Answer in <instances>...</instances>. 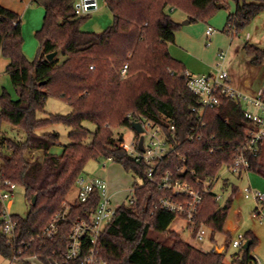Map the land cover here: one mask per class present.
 Masks as SVG:
<instances>
[{
	"label": "trees",
	"instance_id": "trees-1",
	"mask_svg": "<svg viewBox=\"0 0 264 264\" xmlns=\"http://www.w3.org/2000/svg\"><path fill=\"white\" fill-rule=\"evenodd\" d=\"M37 1L44 7L45 17L36 33L40 51L33 61L23 53L20 17L0 5V56L10 60L6 72L18 95L15 100L6 91L0 95L1 125L9 123L26 133L23 142H15L0 130V147L10 152L8 157L0 155V173L3 179L24 188L30 203L26 219L13 217L15 241L9 243L6 235H0V255L10 260L15 255L16 263L36 256L44 264H66L64 255L73 224L90 219L99 196L94 194L87 202L70 204L67 221L53 240L42 238L41 233L68 204V196L87 163L106 158L122 165L141 183L134 182L132 187L136 202L122 204L101 233V259L108 264H226L224 252H205L170 231L180 216L161 208L160 200L166 193L157 183L167 172L194 187H200L198 179L217 178L224 167L234 164L252 124L241 104L225 98L200 117L193 111L198 100L187 88L186 67L169 52L181 29L170 8L186 14L191 24L207 23L220 11L229 10L234 2L236 11L229 15L223 32L234 25L238 36L264 12V0H104L113 23L101 33L81 29L89 15H76L75 0ZM245 52L255 65L264 61V49L260 47L247 44ZM52 53L57 57L50 61L47 56ZM125 64L127 76L122 77ZM50 97L64 101L71 113L39 118ZM165 116L177 127L176 144L158 164L150 181L144 164L137 163L118 145L111 128L131 127V122L141 117L167 129L162 122ZM85 122L96 126L94 132L84 126ZM58 124L70 130V144L64 147L62 156L51 153L61 146L59 134L39 133ZM191 133L202 135V139L187 140ZM90 135L92 141L87 143ZM34 151L43 153L41 160L27 157ZM245 156L251 163L250 172L255 171L259 160L247 153ZM204 198L196 224L209 227L212 236L225 234L227 249L232 237L224 228L232 198L221 203L214 192ZM188 228L192 230L191 225ZM153 233L169 234L174 242L168 244L153 237ZM243 238L250 248L238 250L231 264L256 263V236L249 231ZM85 255L69 264H82Z\"/></svg>",
	"mask_w": 264,
	"mask_h": 264
},
{
	"label": "built area",
	"instance_id": "built-area-1",
	"mask_svg": "<svg viewBox=\"0 0 264 264\" xmlns=\"http://www.w3.org/2000/svg\"><path fill=\"white\" fill-rule=\"evenodd\" d=\"M75 1V13L78 17L87 16L98 10V0ZM216 32L217 30L213 27H207L205 32L207 41H210ZM224 33L232 39V37L238 34V31L234 25H229ZM217 57L219 64L215 72L204 75L186 73L187 88L198 100V107L193 108V111L198 112L200 117L206 109L218 107L223 98L241 104L245 117L252 124V128L247 133L245 144L239 150L234 164L224 167L217 178L198 179L197 185L200 187H194L187 181L178 179L172 172H167L157 183L158 188L166 193L160 200L161 208L164 211L180 216L188 225H191L197 242H202L211 233V229L206 225L201 224L198 226L196 224V218L203 207L205 195L214 192L216 180L225 172L236 175L249 173L251 163L245 154H250L253 158L259 160L264 139V85L256 96H248L235 89L231 84L228 71L224 68L227 50H220ZM127 71L128 65H125L121 70V75L126 77ZM128 117H131V115L129 114ZM133 122L140 123L143 132L138 134L134 131L136 136L131 144H127L124 139L120 141V139L114 138V140L137 163L144 164L147 178L153 181L158 164L168 156L176 144L177 127L172 119L166 116L162 118V122L166 124L167 129L160 123L147 120L146 118L139 117L131 123ZM140 137H143V150L139 148ZM201 139L202 135H197L196 133H191L187 136V140L191 142ZM4 151H7L6 147H0V155H4ZM1 166L2 160L0 158V170ZM16 186L11 181L3 179L0 173V206L2 208L0 227L2 228V233L7 236L9 243H13L16 237V222H14V215L10 213ZM211 186L212 189L210 188ZM76 187L78 188L79 203L87 202L94 194L99 196V202L88 221L78 220L73 224L64 261L66 264H69L86 252L85 257L82 259V264H108V262L101 259L98 255L99 238L101 233L114 219L121 205L114 206L109 194L108 184L102 178H89L81 175L76 181ZM245 198L251 199L257 204L254 217L260 216L262 205H264V193L247 190ZM217 200H220V196L218 195ZM135 202L133 191V195L127 204L133 205ZM70 210L71 205L64 204L63 210L59 211L43 229L41 237L53 240L58 234L62 223L67 221ZM32 241H34V238ZM244 246L243 235L240 234L236 239H232L231 247L237 249V251ZM34 257L37 258L36 256ZM14 259H16L15 255ZM255 264H262V262L256 258Z\"/></svg>",
	"mask_w": 264,
	"mask_h": 264
},
{
	"label": "rangeland",
	"instance_id": "rangeland-1",
	"mask_svg": "<svg viewBox=\"0 0 264 264\" xmlns=\"http://www.w3.org/2000/svg\"><path fill=\"white\" fill-rule=\"evenodd\" d=\"M36 2L37 3H35L33 6V10L36 11L39 8L43 9V15L40 19L41 23L39 29L37 30L39 31L43 26L45 9L41 7L38 1ZM98 3L100 6V11L99 12L95 11L96 13L93 14L91 13L87 17V20L84 21L83 24L81 25V29L83 31L101 33L112 25L113 15L109 11V9L106 6H104L105 3L104 0H99ZM171 9H173V7L170 8V13H171ZM174 10L176 12L174 11L171 13L172 18L176 19L179 16H181L183 13L178 9H174ZM35 17L37 18V15H35ZM199 23H193V25ZM182 28L183 26H181V29ZM213 28L218 30L215 33V35L217 34L220 35V37H224V38L228 37L223 32L224 28L223 29H218L215 27ZM37 31L32 34H29V32L27 31H25V33L24 32L22 33L24 39L23 53L30 61L35 60V58L37 57L40 51V41L36 36ZM179 31H177V33ZM247 32L251 33V38H252L251 40L253 41L252 44L256 46L259 45L258 47L264 49V12L258 15L255 19H253L250 25L242 32V34L232 37L233 47L232 50H230L228 57L226 58V61L224 63V68L228 71L232 70L234 73H236V76H238L239 78L240 77L243 78L244 75H246L245 67H244V59L246 61L247 56L246 53L242 50V48L237 50V46L238 44H241L243 42V35H245V33ZM213 39L214 38L212 37L210 41H207L205 38L203 44L200 45L201 47H203V49L207 50V52H209V56H211V60L213 62L211 66L212 73L215 72L218 68L219 60L217 54L220 51L219 50L216 51L217 53H214L215 51H213L212 49ZM172 45H175V43ZM59 58H60L59 61H63L62 56H59ZM251 71H253L251 72V76L256 78V80H254L253 82L254 84L253 86L256 90H258L261 88L262 84L264 83V66H262L259 70H257L259 72L258 74L256 69H253ZM2 75L4 76V78L0 77V95H2L4 91H6L11 95L12 98H14V100L17 99L18 95L12 86L10 77L8 76L7 73H3ZM241 90L242 93L251 96L248 92L244 91L243 89ZM71 111H72L71 107L67 105L64 101L54 97H50L46 103L45 113H40L39 118H45L47 114L67 116L71 113ZM84 126L87 129H89L91 132H94V130L96 129V126L90 122H85ZM111 130L113 132V138L120 139L122 137L127 144H131L136 136L134 130L131 127H127V126L112 127ZM1 131L8 139L15 142H23L26 139V133L22 129L15 127L9 123H5V122L2 123ZM69 131H70L69 128L66 127L65 125L58 124L40 130L39 133H43V132L58 133L60 136L61 146H57L53 148L51 150V153L57 156H62L64 153V147L70 144ZM91 141H92V135L88 137L87 143H90ZM3 153H4L3 155L4 157H8L10 155V152L8 150L4 151ZM27 157L30 158L31 160L34 159L41 160L43 157V153L40 151H34L31 153L29 152L27 153ZM103 174H105L107 180L110 179V182L115 187V189L119 190L118 195L113 200V204L116 207L122 204H127L129 202L130 198L133 195L132 187L134 182L141 183L140 179L135 177L131 172H127L122 165L115 163L113 161H109L106 158L99 160H94V159L90 160L87 163L83 173L84 176L105 178ZM215 191L217 193L221 192L220 184L216 186ZM250 201L255 203L251 199H249V201L248 200L245 201L246 204L242 208L244 217L240 225V230L238 234L232 237V239H236V237H238L240 234L245 235L250 230L254 231L255 228L260 231L264 229L262 225L256 222V220L261 221L263 219L261 215L254 217L255 211L254 209H251ZM77 202H79L78 188L75 186L68 196V204H75ZM29 211H30V203L26 197L24 188H22L21 186H16L14 190V197L12 199V207L10 213L13 214L14 216H19L23 219H26ZM170 231L178 234L179 237L186 243L192 244V246L198 245L199 247L196 248L201 249L205 252H209L212 247L217 246L216 247L217 249H215V251L216 252L220 251V253L224 252L225 254L224 262H228L227 264H231L232 256L237 252V249H234L231 246L225 250H222V246H219L224 244L226 240V235L223 233H216V234L214 233L213 236L212 233H210L212 237H210L209 235L202 242H197L193 238L192 231L187 228V222L180 217L176 218V220L171 224ZM1 234H2V228L0 227V235ZM153 237L162 241H166L168 244H172L174 242V239L171 236H169V234L153 233ZM212 251H214V249ZM254 256L258 260H260L262 264H264V237L259 238V243L255 248ZM0 264H44V263L35 257L28 258L27 261L24 263H16L13 260L6 259L0 255Z\"/></svg>",
	"mask_w": 264,
	"mask_h": 264
},
{
	"label": "crops",
	"instance_id": "crops-1",
	"mask_svg": "<svg viewBox=\"0 0 264 264\" xmlns=\"http://www.w3.org/2000/svg\"><path fill=\"white\" fill-rule=\"evenodd\" d=\"M36 1L37 0H0V5L3 8L15 13L20 17L22 33L23 32L25 33V31H27L29 32V34H32L39 29L41 23L40 19L43 15V9L39 8L36 11L33 10L34 4L37 3ZM104 6H106L105 3ZM41 7L44 8L42 5ZM99 11H100V6L98 3V10L96 12ZM174 11L175 10L173 9L171 13ZM235 11H236V3L231 2L229 10L220 11L214 18H212L207 23H199L196 25L189 23V26L181 25L183 26V28L176 34L175 45L169 46V52L171 56L176 60L182 62L185 65L188 73L198 74V75L212 73L211 66L213 62L211 60V56H209V52L203 49V47H201L200 45L203 44L206 38L205 32L207 27L211 26L218 29L225 28L229 15L234 13ZM96 12H92V14ZM35 15H37V18L35 17ZM173 19L179 24H182V22L188 20L187 16L183 13L178 18L176 19L173 18ZM213 38L214 39H213L212 49L213 51H215L214 53H217L216 51L226 48L227 57H228V54L233 47L232 39L229 37L227 38L220 37V35L217 34L214 35ZM251 39H252L251 33L250 32L245 33V35H243V42L241 44H238L237 50L242 48V50L245 52V46L247 44L254 45L252 44L253 41ZM258 46L259 45H257V47ZM246 56H247L246 61L244 59V67H245L246 75H244L243 78L242 77L239 78L238 76H236V73H234L232 70L230 71L227 70V71L230 75L231 84L235 89L239 91H242L241 89H243L244 91L248 92L251 96H256L260 92L264 83L262 84L260 89L256 90L253 86L254 85L253 82L254 80H256V78L251 76V72H253L251 70L253 69H256V71L259 70L262 66H264V61L259 65H255L251 62V58L247 54ZM9 63H10L9 59L5 58L4 56H0L1 78H4V76L2 75L3 73H7L6 70ZM258 73L259 72L257 71V74ZM103 176L105 178L102 179H104L107 182L109 187V194L113 201L115 197L118 195L119 190L115 189V187L111 184L110 179L107 180L105 174H103ZM89 178H94V177H89ZM218 184H220V189H221V192L219 193L215 191L216 186ZM213 190L218 196H220V202L222 203H224L227 199L232 198L231 209L227 221L225 223L224 230L226 233L230 234L231 237H233L236 234H238L240 230L241 222L244 217L242 208L246 204L245 201L248 200L245 198L246 191L253 190V191H262L264 193V139L262 142L261 154L256 170L249 173H241L240 175L225 172L221 177H219L216 180ZM251 209H254V211H256L257 209V205L253 202H251ZM261 217L263 220L261 221L256 220V222H258L260 225L264 227V205H262L261 208ZM187 228H188V224H187ZM250 231L256 236L257 245H258L259 238L264 237V229L260 231L255 228L254 231L252 230ZM192 234H193V238L195 239V234L193 233V231ZM193 246L199 247L198 245H193ZM219 246H222V250H225L224 244ZM216 247L215 246L212 247L210 251H212L213 249L214 250L217 249ZM225 263L227 264L228 262Z\"/></svg>",
	"mask_w": 264,
	"mask_h": 264
},
{
	"label": "water",
	"instance_id": "water-1",
	"mask_svg": "<svg viewBox=\"0 0 264 264\" xmlns=\"http://www.w3.org/2000/svg\"><path fill=\"white\" fill-rule=\"evenodd\" d=\"M190 21L189 20H186L182 23V25H189ZM57 56V53H52L50 55L47 56V59L48 60H53L55 57ZM131 128L138 134H141L143 132V129L141 127V124L140 123H137V122H133L131 123ZM123 138L121 137L120 138V141H122ZM139 148L141 150H143V137H140V143H139ZM36 203V199L33 200V204ZM250 248V243H246L245 246H244V249L248 250ZM217 253H220V251H217Z\"/></svg>",
	"mask_w": 264,
	"mask_h": 264
}]
</instances>
